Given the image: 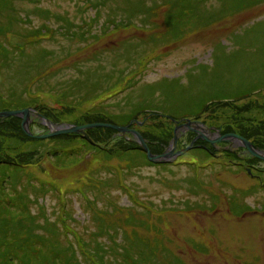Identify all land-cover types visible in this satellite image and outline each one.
<instances>
[{
    "label": "rangeland",
    "instance_id": "374dc122",
    "mask_svg": "<svg viewBox=\"0 0 264 264\" xmlns=\"http://www.w3.org/2000/svg\"><path fill=\"white\" fill-rule=\"evenodd\" d=\"M24 108L187 151L0 117V264H264V163L221 140L264 149V0H0V113Z\"/></svg>",
    "mask_w": 264,
    "mask_h": 264
},
{
    "label": "water",
    "instance_id": "95a60500",
    "mask_svg": "<svg viewBox=\"0 0 264 264\" xmlns=\"http://www.w3.org/2000/svg\"><path fill=\"white\" fill-rule=\"evenodd\" d=\"M32 111L31 109H22V110H19V111H9V112H2L0 113V117H7V116H13V117H16L19 115V117H21L23 120H25L27 122V124L25 125V128L24 130H26L27 134L30 135V132H29V127H28V121H29V116H28V113ZM37 114V113H35ZM57 125H51L49 124V129L51 130V133H48L44 136H36V137H48V136H51L53 134H59L60 132H70V133H84L85 130L89 129V128H92V127H100V126H105V127H110V128H113L114 130H116L118 133H126V132H130L128 131L126 128L124 127H113V126H110L109 124H102V123H92V124H89V125H82V126H75V125H65V129L63 130H59L60 128H56ZM187 126H190L189 123H187ZM57 129V130H56ZM134 132V131H133ZM135 135H137L138 137V140H140V137L138 135V133H135ZM232 137H230L229 135H226L225 138H228L230 137L231 139H237L238 141L241 142V144L247 148V150H249L254 156H258L259 158L263 159L264 160V157L260 156L257 152H256V148L252 146V144L247 141L246 139L238 136V135H235V134H231ZM177 141V138L176 136H174L173 138V144H175ZM226 141H230V140H226ZM142 143V147L144 148L145 152H146V155H147V159L150 161V162H159L158 158L159 156L157 157H154V156H150L149 154V151L146 147V145L144 144V142H140ZM173 149V148H172ZM172 149L169 151V153L172 152ZM186 151V149L184 150ZM181 152L183 151H179L178 154H180ZM167 155L164 153L162 154V158L166 157ZM167 159H162V162H165Z\"/></svg>",
    "mask_w": 264,
    "mask_h": 264
},
{
    "label": "flooded vegetation",
    "instance_id": "af4514ba",
    "mask_svg": "<svg viewBox=\"0 0 264 264\" xmlns=\"http://www.w3.org/2000/svg\"><path fill=\"white\" fill-rule=\"evenodd\" d=\"M131 120V119H130ZM192 125L194 126V128H193V130H195L196 132H197V134L195 135V137H200L199 136V130L198 129H200V123H192ZM198 128V129H197ZM214 128H215V126H214ZM216 130V129H215ZM199 132V133H198ZM231 134H235V133H233V132H228L227 133V135H229L230 137H232L231 136ZM237 134V133H236ZM239 135V134H238ZM201 138V137H200ZM234 141H235V143H238V141L237 140H235L234 139ZM235 143H233V145H237V144H235ZM257 146V145H256ZM260 147V146H259ZM261 149V152H262V154H264V149H262V148H260ZM164 152H167V150H166V148H164V147H162V153H164ZM243 153H245L246 151H242ZM162 153H158V156H160L161 155V160L160 161H162ZM207 153L208 154H210V156L212 155V153L213 152H211V151H207ZM250 154V153H249ZM251 156V160L252 159H254V157L252 156V155H250ZM255 160V162L257 163V166L258 165H260V164H262V163H264L261 159H259V160H257V159H254ZM264 165V164H263ZM257 166H253L255 169H257ZM248 170V169H247ZM252 173V172H251Z\"/></svg>",
    "mask_w": 264,
    "mask_h": 264
},
{
    "label": "trees",
    "instance_id": "16d2710c",
    "mask_svg": "<svg viewBox=\"0 0 264 264\" xmlns=\"http://www.w3.org/2000/svg\"><path fill=\"white\" fill-rule=\"evenodd\" d=\"M124 116H126L124 113H121V114H119V116L117 117V118H122V117H124ZM11 127L13 128V125H11ZM111 132H112V130H110ZM18 132H20V131H17V133ZM22 137H24V139L26 138L24 135L22 136ZM82 140H84L83 138H81ZM16 140H18V139H16ZM9 141H11V140H9ZM13 141H15V140H13ZM12 141V142H13ZM35 141V140H34ZM127 141L126 140H123V142H122V148H121V150H125V153L127 154V157H128V152L130 151V150H133L134 148H135V146L134 147H131V146H129V145H126L125 143H126ZM25 143L26 142H23V146H25ZM129 143V142H128ZM137 147V146H136ZM140 152H141V150H140ZM122 153H124V152H122ZM143 153V152H142ZM205 154H206V152H204ZM145 154V153H144ZM207 155V154H206ZM18 167H21V166H18ZM136 213V212H135ZM137 214V213H136Z\"/></svg>",
    "mask_w": 264,
    "mask_h": 264
},
{
    "label": "bare ground",
    "instance_id": "6f19581e",
    "mask_svg": "<svg viewBox=\"0 0 264 264\" xmlns=\"http://www.w3.org/2000/svg\"><path fill=\"white\" fill-rule=\"evenodd\" d=\"M202 138H204L206 141H207V139L205 138V137H203V136H201ZM224 141V140H223ZM226 141V140H225ZM209 143V142H208ZM206 146H208V145H206ZM149 154H150V156H154V157H157L158 156V154H154L153 155V153L152 152H149ZM146 157H147V155H146Z\"/></svg>",
    "mask_w": 264,
    "mask_h": 264
}]
</instances>
